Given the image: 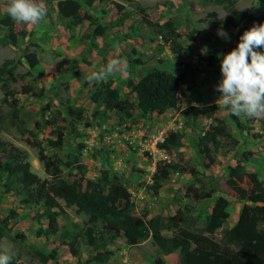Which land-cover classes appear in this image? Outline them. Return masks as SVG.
Wrapping results in <instances>:
<instances>
[{
    "label": "rangeland",
    "instance_id": "obj_1",
    "mask_svg": "<svg viewBox=\"0 0 264 264\" xmlns=\"http://www.w3.org/2000/svg\"><path fill=\"white\" fill-rule=\"evenodd\" d=\"M48 1L43 0L45 4ZM109 1L111 0L105 2ZM112 1L120 3L121 10L118 11V14L129 12L132 15L126 22L127 33L131 34L134 30H137L132 37L137 47L131 48L130 46L129 48L133 49L132 51L128 49V52L116 51L113 53L110 56V60L120 58L126 63L122 65L119 72L107 74L100 81L111 80L112 87L120 93V99L126 98L127 90L124 84L128 78L132 81H137L140 76L155 68L167 70L175 75L181 73L183 68H186V72H192L193 77L188 79L191 84L187 80L185 84L181 85L171 106L164 111V114L159 116L146 115L141 117L136 115L120 126L114 122V117L111 113L107 114V118L103 122L100 120L93 121L91 120V115L94 111L92 105L96 95L87 99L86 93H89L90 85L86 92L80 89V86L86 84V82L89 84L87 77L93 72H103L108 63L106 61L104 63L102 60L94 61L93 58L84 55L83 51L79 53V50L75 49L73 50L75 54L73 58L80 62L84 59L85 67L76 65L75 69L74 65L76 63L70 67L68 65L69 68L67 67L66 73L70 75L63 74V77H60V69L55 70L54 68L52 71L48 69L47 65L44 69L40 68L44 63L48 64L54 58H60V56L62 58L58 60V63L63 65L62 61L66 58L62 52L60 56H57L55 52H58V47L50 46L45 42L43 43V50L40 51L39 44L32 40H36V34H39V31L43 33V29L47 28L43 27L44 24L39 23L36 28H32L34 25L15 23L13 31H22L24 37L17 38V45L14 47L7 44L4 39V27L0 24V64L5 60L11 61L14 73L22 75V78H17L15 83L9 84L8 89L14 95L12 98L8 97L5 104L1 102L3 95L0 92V141L9 143L25 153V161L28 163L29 172L35 175L40 182L52 180L45 174L42 165L37 160L38 149L46 156H51L55 153L62 161H67V154L77 156L78 163L84 167V171L75 170L73 167L62 168L60 177L68 181L78 179L81 174L86 179L95 181L99 178L100 172L106 170L116 174L122 181L125 178L128 179V183L130 180L135 183L138 179H142V182L139 181L137 183H139L138 186H143L146 183L145 181H150L157 161L164 160L165 163L184 165L193 172L191 173V170H188L183 174L172 173L165 187L157 195H153L151 190H144L145 194L149 196L146 198L147 201L151 202L152 205H147V202L143 206H138L141 209L139 214L140 212L145 211L147 213L149 211V216L153 213L155 215L158 214L162 218L174 214L175 209H182L185 205L190 204V201L184 196V190L189 185H192L201 187L203 190H213L215 197L221 196L227 200L228 220L223 227L231 225L236 220L237 209L242 203L234 199L235 194L225 185L226 168L239 162L243 165L246 172L255 173L258 180L262 184L264 183V133L260 130V123L263 122L264 118L253 119L242 114L239 118L246 125L247 131L242 133L234 129L231 122L227 119L226 107L222 102H219L221 94L216 91L217 85L222 80L220 63L223 55L218 58V54L229 53L231 49L236 48L244 31L250 29L253 25L264 23V0H220V3L215 2L216 0ZM228 1H232V7L238 11L249 12V17L237 28H231L228 25L224 26L219 23L227 15L225 8ZM7 2L8 0H0V21L3 18L1 10L7 5ZM84 4V2L81 3L82 6ZM102 5H104V1H102ZM112 14L111 10L107 13L105 12L102 19L105 20L106 24L100 25L98 22L96 24L107 28L110 20H113L111 19ZM209 14L212 15L208 16ZM113 17L114 19L116 18L114 15ZM160 20L171 21L179 35V42L183 46V51L178 58H173V54L171 55L170 53L171 59L166 56L164 58L159 57L162 47H152L150 42L147 41V39H152L151 33L150 36L148 35L149 30L151 32L154 31L159 25L157 22ZM28 28L31 30V36L33 34L31 38L27 35L29 32ZM192 30H196V33L193 34L194 41L188 42L185 35ZM79 31L77 37L83 39V34H91L93 28L83 29L82 33L80 28ZM221 31L227 34V38L219 36ZM108 34L105 36L108 37ZM72 37L67 36L64 38L66 40L65 45L69 44L70 47L71 41H73ZM104 39L105 37L99 40L100 45L107 47L109 43L107 39ZM60 40L54 41L56 46H58ZM80 43L82 42L78 39L77 44L79 45ZM73 47L74 45L71 48ZM25 50L34 52L38 58V66L33 71L26 67L24 60L21 58V54ZM256 50L264 51V49ZM209 51L215 53V56L209 60L210 62L214 61L215 65L209 67L203 61L202 63H197L196 66L194 63L197 55L202 57ZM134 59H138L142 65L139 64L140 66H137L138 64L128 63V61ZM194 67L196 68L194 69ZM76 70L79 71V74L72 81L71 77H73V72ZM52 75L54 80L58 82H52ZM55 76L59 77L56 78ZM100 81L94 82L99 83ZM71 82H74V84L71 85ZM25 85L31 87V92L22 94L20 89ZM70 86H72V89L73 87L79 89L78 91H75V89L70 91ZM186 86L190 90H186ZM12 100L16 102L15 111L18 119L23 122L22 128L15 127L11 123L10 113H12V110L9 107V103ZM66 102L69 104L70 109L77 108V105H81L82 102H87L84 108L81 107L84 111L82 114L83 122H72L66 116L62 105ZM194 104H197L201 111L196 121L197 131L192 132L194 137L200 135V130L206 129L208 124L224 121L229 125V130L237 141V145L231 146L229 152L224 150L230 144L226 140L222 142L221 149L213 150L214 162L208 168L202 167L203 163H207L206 160L203 161L197 156L192 145L190 146V131L182 126V120L179 117V112L182 109ZM85 122L88 123V126H85ZM34 123H37V126H34ZM63 127H65L63 131H65L66 145L59 151L47 147L46 141L48 139L53 140L56 135L54 130L63 129ZM20 129L30 131L32 136L26 132H21ZM168 131H175L181 134L182 146L173 150L169 155L163 156L158 149H155V143L159 142L158 138L164 137ZM178 158L181 159V162L177 161ZM125 173L127 177H124ZM238 185L247 190L251 187L246 177H243V180ZM14 201L10 192H1L0 189V223L5 221V217L10 211L15 215L14 219H11L8 226H6V235L0 240V251L3 254L11 256L16 260L17 264H41L40 259L35 255V251L37 252L40 249L46 255L54 250L56 256H58L56 257L58 264H86L88 259L87 248L84 247L80 239H78L76 245V249L79 252L78 257H72L68 253L67 246L63 245V242L58 238V234L37 242L33 238V232H31L33 228L31 219L34 216V211L38 208L32 205H17ZM207 202L211 203V201H204L203 204ZM60 205H62L61 202ZM211 205L212 203L210 207ZM63 210L67 218L65 221H60L58 225H66L72 229L70 223H74L76 225L75 231L81 230L85 220L84 216L76 214L74 208H63ZM133 213L135 215L138 213L135 210L134 203ZM193 216L190 213L186 215V218L187 220L193 219ZM189 221H187L186 226L181 224L180 227L188 228ZM200 222H202V219H200ZM196 223V226L200 227V223ZM42 225H45V221L42 222ZM0 226L5 228L3 224ZM169 226V224H166L165 230L161 231L166 237L172 236L173 230ZM257 228L264 232V220L258 223ZM219 233L220 231L218 230L213 234L215 240L218 239ZM10 237L20 238L11 241ZM65 242L67 243V241ZM144 242L135 248H129L126 244L115 243L114 245L127 248L125 255L132 264H155V261L161 255L151 246L150 241ZM42 243L46 244V246H43ZM39 245H42V247L37 249ZM193 246L191 244V247ZM51 263L55 264L53 261ZM167 264H176L175 257H172Z\"/></svg>",
    "mask_w": 264,
    "mask_h": 264
},
{
    "label": "trees",
    "instance_id": "obj_2",
    "mask_svg": "<svg viewBox=\"0 0 264 264\" xmlns=\"http://www.w3.org/2000/svg\"><path fill=\"white\" fill-rule=\"evenodd\" d=\"M53 1L56 4L57 15L64 21V27L87 22L93 28L94 34L102 35L105 27L97 25L96 19L86 14H79L80 4L77 0ZM215 2L220 3V0ZM226 5L227 15L219 21L221 25L237 28L249 17L248 11H238L233 8L232 1H228ZM112 6L116 14L121 10V6L117 3L113 2ZM129 16V12H123L118 14L115 21L121 23ZM14 22L10 16H4L0 21L5 31L4 39L12 47L17 45V38L24 37L22 31H13ZM194 33L196 30L185 35L188 42L194 41ZM152 34L159 35L164 43H168V49L174 58L180 56L183 46L179 42V35L171 21H165L152 31ZM214 56L213 51L206 52L202 57L197 55L194 64L197 66V63L205 61L207 66L213 67L214 61L209 60ZM21 58L29 70H33L38 63L34 52L25 50ZM130 63L142 65L138 59ZM13 68L11 61L8 60L0 64V92L3 95L1 102L4 104L8 97L12 98L14 95L8 89L9 84L15 83L17 78H22V75L14 73ZM186 71L187 69L183 68L181 73L175 75L167 70L152 69L140 76L137 81L128 78L124 84L127 90L125 99H120V93L112 87L109 80L92 84L88 90L89 96L96 95V97L91 120L103 122L107 114L111 113L114 122L120 125L136 115L144 117L163 113L173 103L179 87L193 77L192 72ZM77 74L78 72H73L76 77ZM187 82L191 84V81ZM20 90L22 94H27L31 92V87L25 85ZM186 90L190 88L186 86ZM62 105L66 116L72 122H83L82 108L70 109L67 102ZM9 107L12 110L10 113L12 125L22 128L23 122L18 119L15 111L16 102L12 100ZM200 114V109L195 105H190L180 111L182 126L190 131L189 139L192 141V148L197 156L203 161L206 160L207 163H203L202 167L208 168L214 162L213 150L221 149L222 142L226 140L230 144L224 150L229 152L231 146L237 145V141L231 134L229 125L224 121L208 124L206 129L200 130V135L194 137L192 132L197 131L196 121ZM226 116L237 132L247 131L246 125L240 121V118L232 115L227 108ZM85 124L88 126L87 122ZM34 126H37V123H34ZM64 128L54 130L56 135L53 140L46 141L47 147L59 151L66 145ZM260 130L264 133V120L260 123ZM20 131L32 136L30 131L24 129ZM181 138V134L177 132H168L161 142L155 143V148L169 155L173 150L182 146ZM68 158H70L69 161ZM66 159L67 161H62L55 153L46 156L38 149L37 160L42 165L45 174L52 180L40 182L35 175L29 172L25 153L9 143L0 141L1 192H10L17 205H32L38 208L31 219L32 226L35 227L32 228L35 238L45 240L58 234V238L64 246H67L68 253L72 257L79 255L76 245L80 239L87 248L86 263L93 264H107L112 253L105 251L104 248L118 239H122L130 247L149 239L151 246L160 255H169L177 251V264H264V232L257 228L258 223L264 220V183L258 180L255 173L246 172L241 163L237 162L227 167L225 179V185L235 194L234 199L242 203L237 210L236 220L231 225L223 227L228 219L226 211L228 203L224 197L217 196L213 200L207 217L200 223V227H197L199 213L193 216V219H189L190 221L186 218V215L190 214L193 209L191 205H185L182 209L177 208L174 214L165 218L160 216L147 218L145 211L135 215L133 203L123 181L109 171H101L99 178L95 181L86 179L82 174L72 181L61 179L62 168L73 167L75 170L84 171V167L78 163L77 156L67 154ZM177 161L181 162V159L178 158ZM188 170L191 169L184 165L165 163L164 160L157 161L151 176V184L146 188L156 195L157 190L169 181L172 173L183 174ZM243 177H246L251 184L249 190L238 185ZM212 195H214L213 190H203L201 187L192 185L184 190L185 198L192 203L210 199ZM63 208H74L76 214L84 216L85 220L81 230L76 232L74 223H70L72 229L66 225H58L60 221H65L67 218ZM14 216V213L10 211L5 221L0 223L5 227L0 226V240L6 235V226L11 219H14ZM44 221L45 225H42ZM187 221H189L188 228L180 227L181 224L186 226ZM166 224H169L170 229L173 230L170 237L161 233L165 230ZM218 230L220 231L219 237L215 240L213 234ZM17 238L20 237H10V240L15 241ZM191 244L194 246L191 247ZM0 255H4L3 252L0 251ZM35 255L40 259L41 264H46L47 261L58 264L54 250L46 255L41 250L35 251ZM159 262L158 258L155 264ZM10 264H17V262L11 257Z\"/></svg>",
    "mask_w": 264,
    "mask_h": 264
},
{
    "label": "crops",
    "instance_id": "obj_3",
    "mask_svg": "<svg viewBox=\"0 0 264 264\" xmlns=\"http://www.w3.org/2000/svg\"><path fill=\"white\" fill-rule=\"evenodd\" d=\"M77 1L80 4L79 11H78L79 14H86L89 17H91L93 19H96V22H98V24L102 25V24L105 23V20L102 19L103 18V15L105 14V12L107 13V12H109L111 10L113 12L111 19H113V20H110V22L107 25V28H104L103 33H102L101 36H98V35L94 34L93 31H92L91 34L90 33H84L83 34V39L82 38H78L77 36H78V32H80L79 31L80 28H81V33H82L83 32L82 31L83 29H90L92 27H90L87 22H82L79 25L69 26L67 28L64 27V21H62V19L56 13V8H55V5L56 4H55V1L49 0L48 2H46L45 5L47 6L46 7L47 8V15H46V18L44 20H42L40 23L44 24L43 27H47V28H44L43 29V33L39 31V34H36L37 35L36 36V40L35 39H32V40H34L35 43L37 42L39 44V47H40L39 50L40 51L43 50V45H44L43 43L46 42L50 46L54 45V47H58L59 48L58 49V52H55L57 54V56H60L62 53H64V55L66 56V58H64V61H62L63 65L61 63L60 64L58 63V60H60V58H62V56H60V58H54V60L53 61H50L48 64L44 63L43 65L40 66V68L44 69L45 66L47 65L48 66V69H50L52 71H53L54 68H55V70L56 69H60L61 70V72H59V76L60 77L61 76L63 77V74L70 75V74L66 73V71H67V69L71 65L73 66V64H75V63L76 64L74 65V68L76 67V65H80V66L85 67V63H83V62H85L84 59H82L81 62H80V61H77V60H75L73 58V56H75L73 50H75V49H78L79 50V53L83 51L84 52L83 53L84 55H86L87 57L93 58L94 61L102 60V62L105 63V61H106L108 63L110 61V56L113 53H115L116 51L117 52H123L124 53V51H127L128 52V49H129V51H132L133 49H131V48L137 47L136 46V43H134V41L132 39L133 34L137 30H134L131 34L130 33H127V28L128 27L126 25L127 24L126 22L132 16L131 14H130V16L126 20L122 21L121 23H116L115 20L118 17V13L116 14V11L114 10V8L112 6V3L114 1L111 0L112 2L111 1L105 2L107 0H103L104 1V5H102V6H101V3H102L101 0H77ZM82 2L85 3L84 6L81 5ZM114 3H116V1ZM117 4L120 5L119 2ZM6 6H4L3 9L1 10L2 11V14H3V17L4 16H9L7 14V12H6ZM113 15L116 16L115 19H114ZM164 21L165 20L158 21L157 22L159 24L158 26H160L161 24H163ZM15 23H17V22H14L13 25H15ZM36 26L37 25H34V27H32V28H36ZM27 30L29 31L27 35H28V37L31 38L33 36V34L31 36V30L29 28ZM130 30H132V29H130ZM149 31L150 32H149L148 35L150 36V33H151L152 39L151 40L147 39V41L150 42V44L152 45V47L153 46L154 47H158V46L162 47V51L160 52L159 57L164 58V56H166L167 58L171 59V55L172 54H171V52L168 49V43H164L162 41V39L160 38L159 35H156L155 36L154 34H152L151 30H149ZM107 33H109L108 34V37L105 36V35H107ZM41 34H43V35H41ZM67 36L68 37L69 36L70 37L73 36L72 37L73 38V41H71L72 44L70 45V47H69V44L65 45L66 40L64 38L67 37ZM103 37H105V39H107V41L109 43L107 45V47H102L100 45L101 43H100L99 40L103 39ZM57 39H58V41L61 39L60 42H58V46H56L55 43H54V41L57 40ZM78 39H80L81 42H82L79 45L77 44ZM73 45H74V47L71 48ZM130 46H131V48H129ZM79 53H78V55H80ZM156 59H158V58H156ZM131 61H128V63L130 64ZM68 65H69V67H68ZM37 66H38V63L33 68V70H35ZM137 66H140V65L138 64ZM155 69H158V68H155ZM91 70H93V69H91ZM159 70H164V69H159ZM68 72L70 73L69 70H68ZM76 72H78V74H79V71L78 70H76ZM78 74H77V76H78ZM59 76H57V77H59ZM52 77H53V75H52ZM52 77H51L52 82H58L57 80H54V77L53 78ZM71 78H72V81H73V79L74 78H77V77L73 75V77H71ZM109 81H111V80H109ZM72 84H74V82H71V85ZM92 84H98V83L92 82L91 84H88L86 82V84H83L82 86H80V89L85 90V92H86L88 90V88H89V85L91 86ZM74 89H75V91H78L79 88L76 89V87H73V89H72V86H70V91H73ZM86 95H87V99H89L90 98L89 93H86ZM87 102H82L81 105H77V107L84 108L85 105L87 104ZM194 105L198 108V105L197 104H194ZM92 106L95 109V104L94 103H93ZM161 114H164V112L161 113ZM161 114H159V115H161ZM150 115L151 116H154V115L155 116H159V115H156V114H150ZM147 116H149V115H147ZM179 117H180V112H179ZM180 119H181V117H180ZM191 145H192V141L190 143V146ZM158 151L161 152L160 153L161 155L167 156V154H165L163 151H161V150H158ZM151 169H152V167H151ZM124 177H127V174L126 173L124 174ZM141 180L142 179H138L135 183H132V180H130V182H131V183L129 182L130 184L128 183V179L125 178V180H123V183H124V185L126 187V190H127L128 194L130 195V199H131V201L135 205V210L138 212L137 215L139 214V211L141 210L138 206H143L144 203L147 204V202H148L146 198L149 197V196L147 194H145L144 190H148L146 188V186L151 184V179H150V181L149 180L148 181H145L146 183H144L143 186L142 185H139L138 186L139 183H137V182H139ZM163 187H165V184L163 186H161L157 190L156 195L159 193V191ZM214 198H215V196L212 195V197L210 199H204V200H201L198 203H194V204H196L195 205L196 207L192 204V202L190 200L187 199L188 201H190V204L189 205L193 206V209L191 211V215L193 214L195 216V215H197V213H199V220H198L199 223H202L204 221V219L207 217L208 212H209V209H210V204L213 203ZM204 201H211V203L210 202H207V203L203 204ZM147 205L151 206L152 203L151 202H148ZM227 207H228V205H227ZM226 211H227V209H226ZM148 212L146 213L147 214V218L159 216L158 214L155 215L153 213L150 214V216H149ZM200 219H202V222H200ZM31 232H33V230H31ZM33 238H35V237L33 236ZM35 239L37 240V242L42 240V239H39V238H35ZM149 241L150 240L147 239L144 243L149 242ZM115 243L116 244H124L125 245V243H124V241L122 239H118V240L114 241L113 244L108 245V246H106L104 248L105 251H108V252H111L112 253V256L108 260L107 264H132V263L129 262V259H127L126 255H125L127 248L126 247H123V246L120 247V245H119V246H117L118 248L120 247L118 249L114 245ZM140 244H138L136 246H139ZM42 245L43 246L44 245L46 246V244H44V243H42ZM42 245H39L37 247V249L41 248ZM136 246H131V247L128 246V247L129 248H132V247L135 248ZM56 257H58V256H56ZM172 257H175L176 264H177V251L176 252H172L169 255H161L159 257L160 258L159 264H167L168 261H170L172 259ZM46 264H52V263H51V261H47ZM86 264H93V263H86Z\"/></svg>",
    "mask_w": 264,
    "mask_h": 264
},
{
    "label": "clouds",
    "instance_id": "obj_4",
    "mask_svg": "<svg viewBox=\"0 0 264 264\" xmlns=\"http://www.w3.org/2000/svg\"><path fill=\"white\" fill-rule=\"evenodd\" d=\"M7 14L17 23L37 25L46 18L43 0H8ZM219 36L227 38L223 31ZM264 23L253 25L243 32L236 48L223 55L220 63L222 80L216 87L219 102L239 117L264 118ZM126 61L113 58L103 72H93L87 77L89 84L100 81L107 74L119 72ZM218 102V101H217ZM11 256L0 255V264H10Z\"/></svg>",
    "mask_w": 264,
    "mask_h": 264
},
{
    "label": "built area",
    "instance_id": "obj_5",
    "mask_svg": "<svg viewBox=\"0 0 264 264\" xmlns=\"http://www.w3.org/2000/svg\"><path fill=\"white\" fill-rule=\"evenodd\" d=\"M162 140H163V137L162 138L161 137L158 138V141L159 142H161Z\"/></svg>",
    "mask_w": 264,
    "mask_h": 264
}]
</instances>
